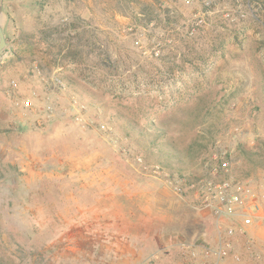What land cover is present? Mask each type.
<instances>
[{"label": "rangeland", "instance_id": "374dc122", "mask_svg": "<svg viewBox=\"0 0 264 264\" xmlns=\"http://www.w3.org/2000/svg\"><path fill=\"white\" fill-rule=\"evenodd\" d=\"M0 5V264H185L182 243L213 247L212 217L168 181L223 149L235 175L264 173V0Z\"/></svg>", "mask_w": 264, "mask_h": 264}, {"label": "built area", "instance_id": "2783aa9c", "mask_svg": "<svg viewBox=\"0 0 264 264\" xmlns=\"http://www.w3.org/2000/svg\"><path fill=\"white\" fill-rule=\"evenodd\" d=\"M49 84L58 90L66 88L58 76H51ZM15 85L11 83L12 87ZM42 100L49 116L53 110L51 94L46 93ZM20 106L32 109V100L22 99ZM79 106L81 110L85 108L83 103ZM75 120L82 122L79 114ZM100 126L105 128L104 124ZM159 171V166L153 167L154 173ZM168 185L180 196L190 190L196 207L212 217L216 230L213 247L200 243L181 244L186 255L185 264H225L228 259L241 264L245 257L258 261L260 256L253 250L250 229L264 221V173L256 179L235 175L230 154L223 149L212 153L202 165V172L193 180H170Z\"/></svg>", "mask_w": 264, "mask_h": 264}, {"label": "crops", "instance_id": "0c3cea01", "mask_svg": "<svg viewBox=\"0 0 264 264\" xmlns=\"http://www.w3.org/2000/svg\"><path fill=\"white\" fill-rule=\"evenodd\" d=\"M250 237L253 242V250L256 252L260 258L258 259L257 263L264 264V221L254 224L250 229ZM245 257V256H244ZM245 263L241 264H255L252 259L244 258ZM247 261H250L247 262Z\"/></svg>", "mask_w": 264, "mask_h": 264}, {"label": "water", "instance_id": "95a60500", "mask_svg": "<svg viewBox=\"0 0 264 264\" xmlns=\"http://www.w3.org/2000/svg\"><path fill=\"white\" fill-rule=\"evenodd\" d=\"M1 5H0V52L5 48L6 46V39H5V35H4V31L1 25Z\"/></svg>", "mask_w": 264, "mask_h": 264}, {"label": "trees", "instance_id": "16d2710c", "mask_svg": "<svg viewBox=\"0 0 264 264\" xmlns=\"http://www.w3.org/2000/svg\"><path fill=\"white\" fill-rule=\"evenodd\" d=\"M170 155H171V156H175V153L171 151Z\"/></svg>", "mask_w": 264, "mask_h": 264}]
</instances>
